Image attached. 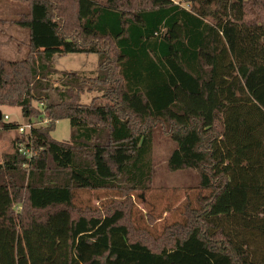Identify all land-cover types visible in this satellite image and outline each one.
<instances>
[{
    "label": "trees",
    "instance_id": "trees-1",
    "mask_svg": "<svg viewBox=\"0 0 264 264\" xmlns=\"http://www.w3.org/2000/svg\"><path fill=\"white\" fill-rule=\"evenodd\" d=\"M7 1L28 53L0 57V107L40 125L0 154V264H264V0ZM70 54H96V70L55 78ZM157 132L198 192L155 235L133 196L152 188ZM78 192L112 199L81 206Z\"/></svg>",
    "mask_w": 264,
    "mask_h": 264
},
{
    "label": "rangeland",
    "instance_id": "rangeland-1",
    "mask_svg": "<svg viewBox=\"0 0 264 264\" xmlns=\"http://www.w3.org/2000/svg\"><path fill=\"white\" fill-rule=\"evenodd\" d=\"M179 3L183 0H174ZM21 7L13 5L7 0H0V57L17 62L25 59L28 53V33L25 29L12 23L16 19ZM98 64L96 54H70L59 56L55 60L57 78L61 71L87 72L95 71ZM97 93L86 92L81 96L82 104H89ZM3 122L0 124V154L12 152L13 140L20 137L17 130H3V123L26 124L18 107H0ZM4 115L9 116L6 121ZM57 141H69L71 137V124L69 120H59L51 133ZM174 144L161 133L154 135L152 159L154 162V178L151 190L145 193H134V220L138 227L148 228L153 234L158 235L166 225L184 221L183 211L186 200H192L196 206V190L190 187L197 182V172L180 171L171 172L167 167V160ZM1 161V160H0ZM112 198L102 193L78 192L75 203L81 206L101 207ZM154 223L150 225L149 219Z\"/></svg>",
    "mask_w": 264,
    "mask_h": 264
},
{
    "label": "built area",
    "instance_id": "built-area-1",
    "mask_svg": "<svg viewBox=\"0 0 264 264\" xmlns=\"http://www.w3.org/2000/svg\"><path fill=\"white\" fill-rule=\"evenodd\" d=\"M6 121H9V116L8 115H4L3 117ZM44 124H46V122H44ZM40 125V124H39ZM38 124L37 125H34V124H31V123H26V124H19L18 127H17V131H18V134L20 136H25V139H26V143H31V134H32V130L35 126H39ZM26 143H18L17 144V148L19 150V153L23 154L24 156H26L27 158H32L34 155H33V151L32 149L26 147Z\"/></svg>",
    "mask_w": 264,
    "mask_h": 264
},
{
    "label": "water",
    "instance_id": "water-1",
    "mask_svg": "<svg viewBox=\"0 0 264 264\" xmlns=\"http://www.w3.org/2000/svg\"><path fill=\"white\" fill-rule=\"evenodd\" d=\"M2 119L1 113H0V120Z\"/></svg>",
    "mask_w": 264,
    "mask_h": 264
}]
</instances>
